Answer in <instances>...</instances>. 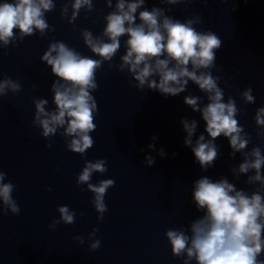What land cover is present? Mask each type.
<instances>
[{
  "label": "clouds",
  "instance_id": "clouds-1",
  "mask_svg": "<svg viewBox=\"0 0 264 264\" xmlns=\"http://www.w3.org/2000/svg\"><path fill=\"white\" fill-rule=\"evenodd\" d=\"M158 2L175 6L190 4L193 0ZM104 4L110 11L103 17L102 32L94 35L87 28L80 29L83 43L92 56L82 55L57 40L50 42L40 57L55 77L50 87L54 108L48 109L49 100L46 98L33 99V126L39 128L40 135L49 141L46 147L52 146L51 138L59 132L66 149L85 159L76 183L78 186L86 185V191L93 194L91 203L99 221L108 211L104 198L115 181L103 179L93 184L94 173L103 175L108 171L106 161H88L85 155L95 143L91 133L97 127L94 121L98 105L93 95L99 87L97 72L107 64L109 69L127 72L137 90L158 92L166 99L188 91L191 82L207 102L191 93L184 96L183 102L200 114L207 138L204 133L196 136L197 120L183 117L180 124L186 133L184 146L191 149L200 169L207 171L221 157L220 145L215 141L220 137L226 138L231 149L229 158L235 159L238 153L241 157L240 163L230 168L232 176L237 181L242 175L246 176L244 183L255 187L251 192L239 189L225 176L215 181L208 176L196 179L191 195L201 215L187 228L172 227L165 231L171 254L182 258V264H264V148L252 144L253 137L237 119L241 110L236 99L228 96L225 101L224 89L220 87L224 77L213 74L214 69L219 71L217 52L223 41L211 30H198L196 26L202 23L199 14L184 20L177 19L167 14L172 11L171 7L149 8L146 0H104ZM56 6L54 0H2L0 49L9 45L15 47L18 41L36 33L46 38L48 32L55 31L49 25L46 13L54 11ZM82 11H97L94 0H62L60 15L68 24L74 25ZM122 46L124 54L120 56V62L114 64L113 60ZM21 90L19 80L8 76L0 78V98ZM239 98L245 105L256 103L251 86L245 88ZM253 119L256 138L264 140V105L256 108ZM151 139L153 143L148 148L157 151L154 143L157 137ZM157 154L163 158L167 152L160 148ZM154 163L155 157L145 156L146 166L151 167ZM6 176L0 170V216L9 212L19 215L20 206L13 198L16 185L11 181L5 182ZM57 212L59 219L48 225L50 230L61 223H75L76 213L67 205L59 206ZM97 231L94 228L89 233L91 251L100 247V240L94 239ZM73 239L84 243L80 236Z\"/></svg>",
  "mask_w": 264,
  "mask_h": 264
}]
</instances>
